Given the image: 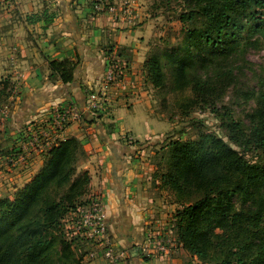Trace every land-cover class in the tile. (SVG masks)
<instances>
[{
	"label": "trees",
	"instance_id": "1",
	"mask_svg": "<svg viewBox=\"0 0 264 264\" xmlns=\"http://www.w3.org/2000/svg\"><path fill=\"white\" fill-rule=\"evenodd\" d=\"M181 2L177 19L184 41L176 50L152 56L144 67L147 81L163 89L161 58H166L177 89L194 93L188 107L213 95L200 68L221 65L264 44V0ZM54 16L45 10L28 21L50 24ZM49 67L52 79L64 85L75 81L78 62L51 61ZM249 119V125L231 117L223 122L229 142L200 132L194 140L162 147L167 170L155 178L180 205L173 217L175 241L202 264H264V86ZM86 157L80 140L59 141L47 150L43 167L29 183L12 198H0V264H82L61 233V222L85 203L91 177L79 168Z\"/></svg>",
	"mask_w": 264,
	"mask_h": 264
},
{
	"label": "crops",
	"instance_id": "2",
	"mask_svg": "<svg viewBox=\"0 0 264 264\" xmlns=\"http://www.w3.org/2000/svg\"><path fill=\"white\" fill-rule=\"evenodd\" d=\"M14 1L16 8L10 14L0 9V16L10 17L2 23V50L15 66L11 74L21 75L19 91L2 104L10 109L0 129L2 190L15 193L38 174L47 151L28 149V136L45 126L55 108L75 104L82 117L66 128L60 141L76 138L83 144L87 157L79 170L89 173L90 194L100 196L105 204L109 237L117 252L126 253L121 264L199 263L178 245L165 257L147 260L141 252L150 231L172 230L162 213L167 206L160 200L161 182L155 178L164 135H156L161 126L150 118L146 106L149 91L142 39L147 23L143 24L146 18L137 0H109L130 8V16L121 20L109 13L97 14L92 0ZM45 10L55 15L50 24L26 21ZM12 11L23 18L21 22L10 21ZM20 35L23 39L14 38ZM64 60L78 62L75 81L68 85L50 76L49 63ZM112 67L120 73L119 79L107 84ZM90 90L106 93L96 112L91 110ZM29 151L26 163H10V158ZM79 240L97 252L95 258L90 257L92 252L84 257L82 264H109L103 246L83 237Z\"/></svg>",
	"mask_w": 264,
	"mask_h": 264
},
{
	"label": "rangeland",
	"instance_id": "3",
	"mask_svg": "<svg viewBox=\"0 0 264 264\" xmlns=\"http://www.w3.org/2000/svg\"><path fill=\"white\" fill-rule=\"evenodd\" d=\"M40 1L41 3L45 2L44 0ZM136 4L143 9V15L146 18L143 24L144 22L147 23L142 39L144 42L142 49L144 64L154 55L163 56L162 54L165 51L178 49L185 36L182 31L183 25L177 19L183 8L181 0H137ZM14 7L16 8L14 0L0 1V9L4 13L8 12L7 14H10V9H14ZM12 17L10 21H16V23L17 21L21 22L23 19L15 16L14 13ZM28 17H26L27 22H29ZM8 18L10 17L3 18L0 16V119L2 117V104H7L8 97L13 93L17 84L15 73L11 74L15 66L9 59L7 60L6 51L2 50V23L5 24ZM13 23L15 24V22ZM19 33L20 31L17 32V35ZM22 36H14V38H22ZM11 39L13 41V38ZM161 62L164 66L165 87L156 89L149 81L146 82L149 91L146 106H148L151 114L150 118L161 126L156 131V135H164L161 137L163 143L159 145L160 151H157L159 156L156 158L158 167L155 173L158 172L159 177L161 173L167 170V156H163L162 147L167 146L171 141L194 140L200 132H207L214 133L229 142L223 122H227L231 117L236 122H241L244 125L250 124L249 117L257 108V97L264 86V44L254 46L245 55L234 56L227 61H223L221 65L217 64L214 66L209 64L206 68H200L198 74L203 80L209 82V92L213 93V95L211 99L207 100L208 102L195 101L188 107H186V103L194 97V93L190 88L177 89L173 68L166 58L162 57ZM194 73H190L188 78L192 79ZM3 90H5L6 94L2 98ZM140 127L143 134H145L143 126L141 125ZM0 133H2L1 130ZM1 148L2 143L0 142ZM248 158L254 160L250 155ZM159 177H157L158 180ZM0 181H2V178H0ZM161 188L160 200L165 202V206H167L165 209L167 211L162 210V213L164 215L167 214L165 216L166 220L171 221L168 228H171L175 241V232L172 228L174 224L173 217L180 205L175 203L176 197L172 192L163 187ZM15 193L2 190V184L0 185V198L8 197V195L13 197ZM91 196L93 195L88 191L84 197V202ZM70 215L68 213L62 220L61 233L66 240L72 242L77 258L84 260V257L95 250L86 242H81L80 238L76 239L72 236L68 230L67 222L70 219ZM168 230L170 231V229H166V231ZM176 246L177 243L175 241L174 248ZM197 264L202 263L199 262Z\"/></svg>",
	"mask_w": 264,
	"mask_h": 264
},
{
	"label": "built area",
	"instance_id": "4",
	"mask_svg": "<svg viewBox=\"0 0 264 264\" xmlns=\"http://www.w3.org/2000/svg\"><path fill=\"white\" fill-rule=\"evenodd\" d=\"M94 11L98 14L109 13L114 19L121 20L126 16H130L131 10L126 6H116L108 0H92ZM120 73L113 67L109 70L106 78L107 84H112L118 80ZM17 84L13 93H17L20 89L21 75L15 73ZM91 110L98 111L103 105V99L106 96L104 92H88ZM10 116L8 106L2 107V117L0 119V129L6 123ZM82 115L75 104H69L66 107L55 108L46 122L45 126L39 130H34L28 136V149L47 151L55 146L66 128L80 120ZM132 141V138L130 139ZM27 151V150H26ZM30 155H19L18 158H10L9 161L13 166L24 164ZM68 222V230L72 236H79L88 239L90 242L103 246L104 258L109 264H121L126 259L125 252H117L108 234L107 227V211L105 204L100 196H91L84 204L77 207L70 215ZM175 246L172 232L164 233L159 230L150 231L144 243L141 245V252L146 259L154 257H164L169 255ZM97 252L90 254L91 258H95Z\"/></svg>",
	"mask_w": 264,
	"mask_h": 264
}]
</instances>
